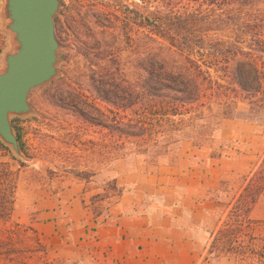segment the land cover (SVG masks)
I'll return each mask as SVG.
<instances>
[{
    "label": "rangeland",
    "instance_id": "374dc122",
    "mask_svg": "<svg viewBox=\"0 0 264 264\" xmlns=\"http://www.w3.org/2000/svg\"><path fill=\"white\" fill-rule=\"evenodd\" d=\"M61 1L55 19L62 47L61 76L31 93L33 116L14 122L23 150L35 161L23 162L0 146V264H17L16 260L62 264L50 260L46 246L29 229L33 218L25 213L47 204V196L61 181H72L69 176L88 179L89 190L104 184L112 190L109 183L119 170L155 173L157 165L177 160L182 151L189 153L182 156L183 164L190 165L194 146L201 147L196 151L199 157L213 158L202 163L201 172L214 176H202L210 179L201 182L202 209L213 212L202 213L204 245L196 264H264L242 252L249 219V237H258L252 224L264 217V200L261 208L256 203L245 215L241 196L247 184L248 201L257 187L264 188V122L247 118L249 104L235 100L226 78L217 79L223 71L209 49L247 21L263 23L264 0ZM161 5L173 13H195L197 17H178L186 21L180 33L205 39L207 49L199 50L195 44L187 58L167 38L176 33L167 26L176 17H148L153 24L146 28L130 13L131 9L146 13ZM259 33L264 37V29ZM126 36L138 46H127ZM5 39L0 33V52ZM145 56L151 61L152 83L160 80L165 85L160 90L163 97L157 92L138 96L145 76L139 64ZM186 84L190 97L197 98L191 103L175 101L173 96H183L178 86ZM99 89L113 102L101 98ZM204 182L212 188L217 185V190L203 196ZM104 195L90 198L97 225L103 224L114 199L110 191ZM210 200L216 205L211 202L208 207ZM213 224L216 227L210 230ZM256 244L251 242V247L257 249Z\"/></svg>",
    "mask_w": 264,
    "mask_h": 264
},
{
    "label": "crops",
    "instance_id": "0c3cea01",
    "mask_svg": "<svg viewBox=\"0 0 264 264\" xmlns=\"http://www.w3.org/2000/svg\"><path fill=\"white\" fill-rule=\"evenodd\" d=\"M199 149L194 146L190 152V165L183 164L182 156L189 153L182 151L177 160L157 165L155 173L140 175L119 170L109 183L112 190L107 188L108 184L97 191L89 190L88 179L69 176L72 181H61L47 196V204L26 211L25 216L33 218V223L21 222L30 226L38 241L46 246L50 260L62 264H196L204 245L202 213L213 212L202 209L201 182H210L202 176L214 177L211 171L202 174V163L212 162L213 158L199 157ZM216 190L217 185L206 186L202 195ZM108 191L114 199L103 224L97 225L93 223L90 198L105 196ZM248 193L247 184L241 195L245 215L256 203L261 208V199L264 200V188L257 187L249 201ZM211 202L215 203L210 200L208 207ZM21 214L24 215L23 211ZM249 221L248 241L243 239L242 252L264 260V217L256 222L257 226L252 224V229H257V239L249 237ZM215 227L213 224L210 230ZM245 228L243 223L242 231ZM255 241L257 249L251 247Z\"/></svg>",
    "mask_w": 264,
    "mask_h": 264
},
{
    "label": "water",
    "instance_id": "95a60500",
    "mask_svg": "<svg viewBox=\"0 0 264 264\" xmlns=\"http://www.w3.org/2000/svg\"><path fill=\"white\" fill-rule=\"evenodd\" d=\"M61 0H0V143L17 159L31 163L12 119L35 114L30 95L61 76L62 47L55 34Z\"/></svg>",
    "mask_w": 264,
    "mask_h": 264
},
{
    "label": "trees",
    "instance_id": "16d2710c",
    "mask_svg": "<svg viewBox=\"0 0 264 264\" xmlns=\"http://www.w3.org/2000/svg\"><path fill=\"white\" fill-rule=\"evenodd\" d=\"M130 13L132 14V17L139 18L136 23L137 25L146 28L153 24L152 21L149 22L148 17H176L175 21H169L167 24V26L172 28L176 33L175 35H169L167 38L170 45L178 48L180 54L187 58L190 56V49L193 48L195 44L199 50L207 49L208 47L205 43V39H202L201 37L194 39L189 37V35H181L180 33L181 29L184 28L186 21L178 17H197L195 13H173L170 7L168 8L164 5L157 6L146 13L140 12L138 9H131ZM127 14L129 13H126L125 15ZM231 16L233 17V15ZM258 22L259 21H247L242 26H237V33H234L233 36L225 39H216L215 44L213 43L209 49L215 56L216 65L219 66L221 71H223V74H220L221 77H218L217 79L226 78L228 85L231 86L235 94V100L241 99L249 104L248 112L250 115H248L247 118H251V120L257 122H264V37H261L259 33V31L264 29V21L263 23ZM192 40H196L197 42L192 43ZM125 42L129 47L133 44L138 46L137 42L133 41L134 43L132 44V39L127 36L125 37ZM150 66L151 61L147 56L141 58L139 68L145 73V76L138 86V96L142 95L143 97H147L153 92H157L159 97H163L164 95L160 93V90H162L165 85L160 80L156 82L155 85L152 83L149 69ZM182 84L184 85V83ZM187 85L188 84H186L184 88L178 86L179 90L177 89V91H180L183 96H173L172 98L175 101L191 103V101H194L197 98L190 97L191 94L188 92ZM99 91H101V89H99ZM106 93L107 92L101 91V98L113 102L109 99V96L106 95ZM239 93H242V95H239ZM16 120L18 119H12L14 127V122ZM17 135L20 141L18 131ZM20 144L23 148L21 141ZM0 146L6 149L1 143ZM9 261L12 260L9 259ZM16 261L17 264L24 263L23 260Z\"/></svg>",
    "mask_w": 264,
    "mask_h": 264
}]
</instances>
